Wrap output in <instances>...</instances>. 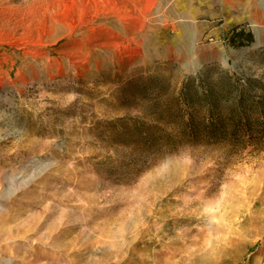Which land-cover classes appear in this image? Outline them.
Instances as JSON below:
<instances>
[{"label": "rangeland", "instance_id": "rangeland-1", "mask_svg": "<svg viewBox=\"0 0 264 264\" xmlns=\"http://www.w3.org/2000/svg\"><path fill=\"white\" fill-rule=\"evenodd\" d=\"M229 75L264 0H0V264H264V148L133 136Z\"/></svg>", "mask_w": 264, "mask_h": 264}, {"label": "trees", "instance_id": "trees-1", "mask_svg": "<svg viewBox=\"0 0 264 264\" xmlns=\"http://www.w3.org/2000/svg\"><path fill=\"white\" fill-rule=\"evenodd\" d=\"M237 34L242 36L244 32ZM247 38L253 42L251 33ZM221 84L217 88L210 83L208 91L199 98L188 81L166 116L158 119L161 125L139 128L133 136L151 149L160 146L174 151L184 141L227 145L233 150L264 148V86H260L263 94L257 100L252 96V82L242 86L229 75ZM181 107L185 113H181ZM137 127L140 125L134 128Z\"/></svg>", "mask_w": 264, "mask_h": 264}, {"label": "bare ground", "instance_id": "bare-ground-1", "mask_svg": "<svg viewBox=\"0 0 264 264\" xmlns=\"http://www.w3.org/2000/svg\"><path fill=\"white\" fill-rule=\"evenodd\" d=\"M0 211H1V209H0Z\"/></svg>", "mask_w": 264, "mask_h": 264}]
</instances>
